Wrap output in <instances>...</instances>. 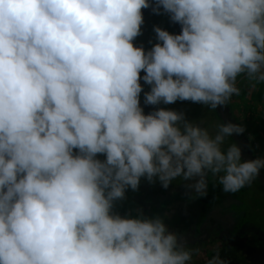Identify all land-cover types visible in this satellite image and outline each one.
<instances>
[{
    "label": "clouds",
    "instance_id": "obj_1",
    "mask_svg": "<svg viewBox=\"0 0 264 264\" xmlns=\"http://www.w3.org/2000/svg\"><path fill=\"white\" fill-rule=\"evenodd\" d=\"M149 7L181 31L154 26L145 51L133 41ZM241 74L264 82V0H0V264H189L199 250L161 217L114 203L141 177L192 180L202 197L211 173L236 193L264 158L222 148L242 125L212 136L182 112L144 114L141 93L216 110Z\"/></svg>",
    "mask_w": 264,
    "mask_h": 264
},
{
    "label": "rangeland",
    "instance_id": "obj_2",
    "mask_svg": "<svg viewBox=\"0 0 264 264\" xmlns=\"http://www.w3.org/2000/svg\"><path fill=\"white\" fill-rule=\"evenodd\" d=\"M143 17L142 34L135 38L134 46L150 50L158 42L154 26L171 34H180L181 26L172 22L170 14L162 8L159 15L150 11L143 14ZM143 75L141 72V77ZM141 84L145 92L150 90V86L143 80ZM236 86L240 94L234 95L226 106L216 110L179 100L167 105H145L143 93L140 102L144 114L156 108L182 112L187 121L206 128L212 136L221 124L231 122L242 125L245 129L243 134L226 137L222 148L226 150L237 143L242 161L264 158L263 126H249L246 123L256 117L258 112L263 118L264 82L251 81L245 74H241L237 77ZM97 158L103 160L105 157L98 155ZM207 182V195L201 199L204 201L208 198L210 202L206 214L201 212L200 206L192 199L175 200L177 195L187 198L189 193L195 192L186 187L194 181L177 178L165 189L158 180L149 183L144 177H141L138 190L127 189L125 198L114 203L113 212L122 217H136L140 214L146 218L161 217L168 230L177 233L188 249L199 250L189 264H207L217 254L226 264H264V169L250 185L236 193H225L218 177L211 173L208 174Z\"/></svg>",
    "mask_w": 264,
    "mask_h": 264
},
{
    "label": "trees",
    "instance_id": "obj_3",
    "mask_svg": "<svg viewBox=\"0 0 264 264\" xmlns=\"http://www.w3.org/2000/svg\"><path fill=\"white\" fill-rule=\"evenodd\" d=\"M209 191V190H208ZM205 196H198L195 194V192H191L189 193V196L186 198V197H181L179 195L176 196L175 200L177 201H185V200H194L196 204H198V206H200V210L202 213H205L207 211V207H209V200L208 198L204 201H202L201 199H203ZM205 199V198H204ZM206 214V213H205ZM203 217H200V219H202Z\"/></svg>",
    "mask_w": 264,
    "mask_h": 264
},
{
    "label": "crops",
    "instance_id": "obj_4",
    "mask_svg": "<svg viewBox=\"0 0 264 264\" xmlns=\"http://www.w3.org/2000/svg\"><path fill=\"white\" fill-rule=\"evenodd\" d=\"M263 109V108H262ZM253 119L254 120H256L257 121V123L255 122V121H253ZM252 120V121H251ZM250 121L248 120L246 123H247V125H251V126H253V125H255L256 127H261V125L263 126V128H264V121L262 120V118H261V115H260V112H258V115L256 116V117H254V118H252ZM237 144V143H236ZM238 145V144H237ZM206 219H207V217H206Z\"/></svg>",
    "mask_w": 264,
    "mask_h": 264
},
{
    "label": "water",
    "instance_id": "obj_5",
    "mask_svg": "<svg viewBox=\"0 0 264 264\" xmlns=\"http://www.w3.org/2000/svg\"><path fill=\"white\" fill-rule=\"evenodd\" d=\"M149 9H151V8H149ZM149 9H145V10L143 9V10H142V11H143V14H144V13H147V12L149 11Z\"/></svg>",
    "mask_w": 264,
    "mask_h": 264
},
{
    "label": "flooded vegetation",
    "instance_id": "obj_6",
    "mask_svg": "<svg viewBox=\"0 0 264 264\" xmlns=\"http://www.w3.org/2000/svg\"><path fill=\"white\" fill-rule=\"evenodd\" d=\"M149 8H151V7H149ZM149 8H148V9H149ZM144 10H145V9H144ZM150 11H152V8H151V9H149V11H148V12H150ZM144 15H145V13H144Z\"/></svg>",
    "mask_w": 264,
    "mask_h": 264
},
{
    "label": "built area",
    "instance_id": "obj_7",
    "mask_svg": "<svg viewBox=\"0 0 264 264\" xmlns=\"http://www.w3.org/2000/svg\"><path fill=\"white\" fill-rule=\"evenodd\" d=\"M262 114H263V118H262V119H263V121H264V110H263V113H262Z\"/></svg>",
    "mask_w": 264,
    "mask_h": 264
}]
</instances>
